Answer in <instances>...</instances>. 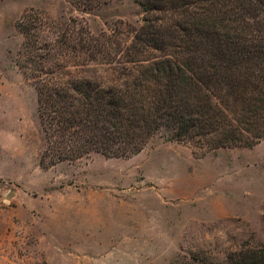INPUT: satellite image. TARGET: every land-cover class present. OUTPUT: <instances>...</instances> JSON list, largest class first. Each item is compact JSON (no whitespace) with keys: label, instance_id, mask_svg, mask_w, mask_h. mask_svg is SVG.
<instances>
[{"label":"rangeland","instance_id":"374dc122","mask_svg":"<svg viewBox=\"0 0 264 264\" xmlns=\"http://www.w3.org/2000/svg\"><path fill=\"white\" fill-rule=\"evenodd\" d=\"M30 9L93 35L142 19L133 0H0V264H213L263 246L264 139L198 153L159 134L130 157L40 166L37 91L18 68Z\"/></svg>","mask_w":264,"mask_h":264},{"label":"trees","instance_id":"16d2710c","mask_svg":"<svg viewBox=\"0 0 264 264\" xmlns=\"http://www.w3.org/2000/svg\"><path fill=\"white\" fill-rule=\"evenodd\" d=\"M133 1L142 19L130 35H93L75 19L62 27L34 9L21 16L18 68L37 91L40 166L130 157L159 134L198 153L258 145L264 0ZM213 264H264V245Z\"/></svg>","mask_w":264,"mask_h":264},{"label":"water","instance_id":"95a60500","mask_svg":"<svg viewBox=\"0 0 264 264\" xmlns=\"http://www.w3.org/2000/svg\"><path fill=\"white\" fill-rule=\"evenodd\" d=\"M9 196H11V195H9Z\"/></svg>","mask_w":264,"mask_h":264}]
</instances>
